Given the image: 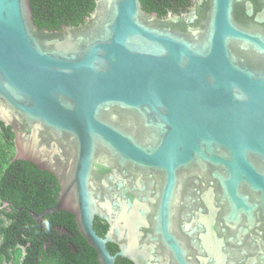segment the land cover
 I'll use <instances>...</instances> for the list:
<instances>
[{
    "label": "water",
    "instance_id": "water-1",
    "mask_svg": "<svg viewBox=\"0 0 264 264\" xmlns=\"http://www.w3.org/2000/svg\"><path fill=\"white\" fill-rule=\"evenodd\" d=\"M93 1L50 31L0 0V121L60 186L31 217L74 215L100 264H264V0Z\"/></svg>",
    "mask_w": 264,
    "mask_h": 264
},
{
    "label": "trees",
    "instance_id": "trees-1",
    "mask_svg": "<svg viewBox=\"0 0 264 264\" xmlns=\"http://www.w3.org/2000/svg\"><path fill=\"white\" fill-rule=\"evenodd\" d=\"M141 3L146 12H155L163 18L169 13L186 11L190 0H141ZM31 6L37 27L56 31L83 23L93 12L95 3L93 0H31ZM0 130V176L8 171L0 177V264H100L97 251L80 233L74 215L57 211L45 216L42 227L33 220L30 211L41 214L55 206L59 185L52 174L42 172L28 161L12 163L14 133L2 121ZM14 167L25 175L33 174V178L45 176L52 185H46L45 181L38 185L14 181L11 176ZM49 188L51 191L47 193ZM94 229L104 236L108 224L96 218ZM108 248L112 254L119 250L115 244H108ZM116 264L133 263L118 257Z\"/></svg>",
    "mask_w": 264,
    "mask_h": 264
},
{
    "label": "flooded vegetation",
    "instance_id": "flooded-vegetation-1",
    "mask_svg": "<svg viewBox=\"0 0 264 264\" xmlns=\"http://www.w3.org/2000/svg\"><path fill=\"white\" fill-rule=\"evenodd\" d=\"M190 5H191V2H190ZM189 5V6H190ZM188 6V7H189ZM188 7H187V9H188ZM187 9H186V11H184V12H187ZM181 13H183V12H181ZM180 13V14H181ZM5 125V127H10V126H7L6 124H4ZM1 132H2V130H0V134H1ZM13 142H14V140H13ZM11 155L13 156V158H12V163H14L15 161H17V160H15V156H16V148H15V143H14V151H12L11 152ZM21 161H23V160H21ZM8 172V171H7ZM7 172L6 171H4L3 172V174H1V176L3 175V176H6L7 175ZM42 172H44V171H42ZM20 174V175H19ZM33 174H29V175H25L23 172H22V170L21 169H19V168H16V167H14V169L12 170V173H11V176H13V179H14V181H23V182H31L32 184H34V185H38L39 183H40V181H45V184L47 185V184H49L50 186L52 185L51 184V181H50V179L49 178H47V177H45V176H37L36 178H33V176H32ZM0 176V177H1ZM20 176V177H19ZM19 177V178H18ZM56 181H57V179H56ZM57 183H58V181H57ZM55 185V184H54ZM59 185V184H58ZM45 188V187H44ZM46 189V188H45ZM59 190H60V186H59ZM50 188H49V190H46V192L47 193H50ZM56 191H58V190H56ZM58 193H59V191H58ZM22 210V209H21ZM108 230V229H107Z\"/></svg>",
    "mask_w": 264,
    "mask_h": 264
}]
</instances>
